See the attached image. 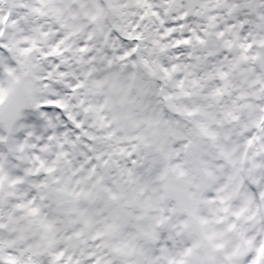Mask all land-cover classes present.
<instances>
[{
    "label": "snow or ice",
    "instance_id": "snow-or-ice-1",
    "mask_svg": "<svg viewBox=\"0 0 264 264\" xmlns=\"http://www.w3.org/2000/svg\"><path fill=\"white\" fill-rule=\"evenodd\" d=\"M0 264H264V0H0Z\"/></svg>",
    "mask_w": 264,
    "mask_h": 264
}]
</instances>
